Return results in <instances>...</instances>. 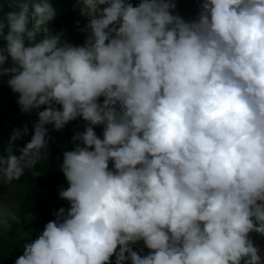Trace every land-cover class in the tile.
Returning <instances> with one entry per match:
<instances>
[{
  "label": "clouds",
  "instance_id": "clouds-1",
  "mask_svg": "<svg viewBox=\"0 0 264 264\" xmlns=\"http://www.w3.org/2000/svg\"><path fill=\"white\" fill-rule=\"evenodd\" d=\"M75 6L82 45L48 27L52 0L0 2V79L38 116L0 187L46 152V125L86 122L58 165L69 207L14 264H264V0H201L189 20L175 0ZM10 220L0 206V233Z\"/></svg>",
  "mask_w": 264,
  "mask_h": 264
},
{
  "label": "trees",
  "instance_id": "trees-1",
  "mask_svg": "<svg viewBox=\"0 0 264 264\" xmlns=\"http://www.w3.org/2000/svg\"><path fill=\"white\" fill-rule=\"evenodd\" d=\"M138 2L139 0H132L134 5ZM200 2L201 0H175V13L185 20L193 19L199 11ZM52 3L57 8V16L48 27L53 33L63 31V38L72 44L82 45L87 33L81 32L80 28L87 23V20L80 15L79 9L75 6L76 0H52ZM7 10L5 3L3 11ZM77 21L80 22L79 25ZM7 79V76L0 79V155H7L11 150L19 156V148L31 139L33 123L38 118L20 111L17 104L18 94L11 91ZM40 110H43V106ZM85 123L81 118H77L60 131H55L51 125H46L48 128L46 152H41L33 168H25L19 180L13 181L15 186L10 193L20 201L19 211L16 214L17 220L9 221L11 228L5 229V233L0 234V264H14L16 257L22 254L23 245L28 240L35 239L25 235L23 231L29 214L39 218L40 233L48 221L55 219L54 212L61 207L65 209L69 207L68 202L59 197V190L62 187L67 188L68 182L58 165L63 158L64 151L71 150L73 147L72 136L75 132L83 131ZM25 124L29 129L28 135L10 144L9 135L13 129H22ZM98 136L102 138L101 135ZM253 238L261 246V255L264 257V239L255 234ZM144 248L145 251L141 255H146L150 251L145 246ZM111 260L112 264H115V256ZM126 264H131V262L128 261Z\"/></svg>",
  "mask_w": 264,
  "mask_h": 264
},
{
  "label": "rangeland",
  "instance_id": "rangeland-1",
  "mask_svg": "<svg viewBox=\"0 0 264 264\" xmlns=\"http://www.w3.org/2000/svg\"><path fill=\"white\" fill-rule=\"evenodd\" d=\"M30 114L34 118H38L36 110H32L30 112ZM83 129H84V127H83ZM95 131L98 135L102 136V134H103L102 126H96ZM14 186H15V182H12L11 184L0 187V206H2V208L5 211L12 212L16 215L19 211L20 201L17 200L13 196L12 193H10ZM40 226H41V222H40L39 218L29 214L27 216V221H26L24 229H23L24 234L27 236H31V237L36 238V236L39 234V227ZM3 233H5V231H3L0 234H3ZM254 240L257 244H259L256 239H254ZM132 247H133V250L138 251V252L141 248H143V252L145 251L143 241L137 242L136 244L132 245ZM143 252H140V254H142Z\"/></svg>",
  "mask_w": 264,
  "mask_h": 264
}]
</instances>
